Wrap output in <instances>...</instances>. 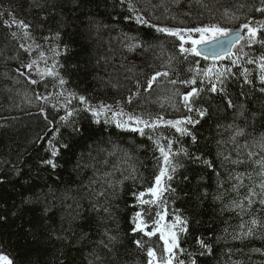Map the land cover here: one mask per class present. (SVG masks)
<instances>
[{
    "label": "trees",
    "instance_id": "16d2710c",
    "mask_svg": "<svg viewBox=\"0 0 264 264\" xmlns=\"http://www.w3.org/2000/svg\"><path fill=\"white\" fill-rule=\"evenodd\" d=\"M36 2L37 0H0V12L14 11L18 19H24L33 25L32 38L48 57L47 62L39 61L41 69L52 64L49 49L56 48L59 51L60 55L55 57L58 62L55 70L66 80V84L60 86L58 79L52 76L41 80L35 69L29 74L38 81L36 84H31L25 76H21L16 69L28 72L21 65L38 59L39 51L34 48L32 55H29L21 50L19 43L23 41L11 36V32L16 31L19 37V30L15 26L8 28L3 24L7 15L0 18V208L7 209L9 213L7 223L0 224V252L7 255L14 264H61V261H66L67 264H88V253L96 247V242L106 239L102 234L108 229L117 237L119 264H147L146 248H137L133 241H145L147 246L156 249L158 256L163 253V242L158 233L149 238L143 233L133 234L131 229L134 226V213L141 210L133 193L152 186L158 172L156 157L159 152L148 138L149 135L178 141L174 142L173 150L181 145L193 152L199 148L205 158L212 160L216 159L217 140L226 139L229 135L223 129L218 130L217 125L234 123L244 128L246 136L239 138L241 144L245 140L251 142L258 139L264 135V94L258 91L262 85L257 78L256 65L242 61V66L249 69L253 80L252 84L243 85V78L239 75L241 66H232L229 60L220 62L233 67L234 75L225 81V87L237 108L226 109L220 95L205 94L206 99L211 98V111L209 116L195 126L197 145H192L190 137H181L171 127L145 129L146 135L141 136L130 128H117L115 122L106 123V120H112L111 113L107 117L101 116L100 123H94L91 114L84 111H79L71 118L84 129L83 135L71 136L70 127L57 123L59 117L65 114L58 101L63 103L69 92H75L88 97L93 105H112L113 110H119V101L124 112L144 119L163 116L166 120H175L184 115L195 116V113L187 112L178 96H173L176 89L183 93L192 86L169 85L167 79H189L194 74L188 69L195 68L196 61H199L201 68L207 67L210 62L192 55L185 59L179 53L178 38L158 33L155 29L138 24L134 18L126 17L141 14L159 26L194 27L209 22H225L222 13L226 8L234 9L239 3L259 6V0H130L138 10L137 13L129 11V0H124L123 3L121 0H80L81 7L75 11L72 10V5L63 9L58 7L55 11L50 6L41 10L33 6ZM202 4H207L211 11ZM252 15L256 19L261 18L259 13ZM243 21L244 16H241L239 21L231 22L228 26L235 27ZM57 30L61 32V36L54 39ZM44 37L49 39L46 41ZM65 45L68 46L67 51L64 50ZM185 46L191 45L189 43ZM162 49L165 55L160 54ZM244 51L255 57L264 53V48L257 44L252 48L245 47ZM169 55L175 57L171 64L167 63ZM155 71H168L170 76L160 78L146 92L144 89L147 88V79ZM136 81L140 82V94L129 104V94L137 91ZM196 86H200L199 79ZM204 86H208L207 80ZM241 92L246 95H241ZM37 93H52L53 97L48 103H44L35 100ZM57 93H63V96L57 97ZM169 96H173L171 102L166 99ZM173 103L176 107L172 106ZM53 104H57V107H53ZM241 105L245 109L243 117L238 115ZM217 106L219 111L216 110ZM41 107L45 109L43 114L40 112ZM82 107L77 99H73L69 105V108ZM45 115L47 120L53 121L52 125L45 120ZM57 126L61 128V140L68 141L71 148L62 154L60 163L63 166L53 172L39 164L40 159L47 156V140L38 138L46 133L50 138L49 130ZM161 143L166 141L161 139ZM81 157L83 163L87 164L94 163L91 157H96L99 161L107 159L108 165L102 167L101 171L110 170L112 164H120V171L114 175L113 180H122L123 183L117 184L114 193H111V218H106L103 222L91 212L89 200L84 195L86 190L83 186L92 177L93 169H75ZM178 159L185 163V168L180 169L176 179L171 182L177 191L175 194L165 193L163 199L168 212L165 223L172 221L177 209L191 221L190 231L180 234L181 247L187 251H198L195 237L204 236L213 243L215 255L200 257L198 264H231L227 255L229 250L232 251V260H239L241 264H264V255L252 251L257 248L264 250V226L258 228L253 237L233 240L232 235L241 232V224L245 225L243 230H247L250 215L222 213L220 203L213 200L216 192L214 173L201 165H191L183 157ZM96 166L100 167L99 164ZM133 168L136 170L135 174L142 179H124L132 173ZM183 175H188L190 182L183 181ZM201 176L205 179L199 182ZM198 182V191L202 192L206 188L208 192V197L202 204L193 199ZM40 191L51 194L46 200L41 197L39 203H22L26 197ZM65 193L76 197V200H65ZM150 198L149 195L145 196V199ZM77 202L80 204L79 209L76 208ZM45 203L50 207L48 228H55L57 234L70 237L71 245L67 241L49 240L48 232L44 229H39L36 238L28 231L30 227L35 229L37 225L44 223L39 218ZM164 208L165 204H160L159 208L144 206L145 218L149 215L152 217L147 219L150 226L156 218L155 212L163 211ZM18 209H21L18 215L11 216ZM252 215L259 216L264 222V212L256 211ZM62 229L68 231L63 232ZM85 234L86 238L81 240ZM178 255L182 259L187 258L185 254Z\"/></svg>",
    "mask_w": 264,
    "mask_h": 264
},
{
    "label": "snow or ice",
    "instance_id": "6c2138e0",
    "mask_svg": "<svg viewBox=\"0 0 264 264\" xmlns=\"http://www.w3.org/2000/svg\"><path fill=\"white\" fill-rule=\"evenodd\" d=\"M124 0H121L123 3ZM72 5V10L75 11L81 7L80 0H37L33 5L34 7L44 9L46 6H50L54 11L56 8H61ZM202 6L211 11L207 4ZM130 12L137 13L138 10L130 2L128 3ZM246 10V11H242ZM240 13V14H237ZM253 13H259L261 18L256 19ZM7 15L8 18L3 20V24L12 28L15 26L19 30L20 36L16 31L11 32V36L16 39L19 38V48L24 52L32 55L33 49L39 51L38 59H32L28 63L21 65V68L27 69L28 72L16 69L21 76H25L31 84H36L38 81L32 79L29 74L35 69L36 74L43 80L46 76H52L58 79L60 86L66 84V80L60 76L59 72L55 69L58 66V62L55 57L60 53L56 48H51L49 51L52 56V64L50 67H44L41 69L39 61L47 62L48 57L43 50H40V45L36 44L32 38L31 28L32 24L26 22L24 19H18L14 14V11L0 12V18ZM241 16H244V21L239 23L238 26L230 27L229 23L239 21ZM223 21L209 22L207 24H201L194 27H167L159 26L151 23L149 19H146L144 15L135 14L134 17H126V19L134 18L135 21L149 28L155 29L158 33L166 34L170 37H176L179 40V53L184 56L185 59L189 55L195 57H202L203 60L209 61L207 67L201 68L199 61H196L195 68H189L188 71L194 75L189 79H167V84L177 85L183 84L186 86H192L190 90H186L181 93L179 89H176L173 96H178L182 103V106L188 113H195L193 115H184L175 120H166L163 116H157L151 119H144L141 116L133 115L131 113L124 112L120 107V102L117 101V108L119 110H113V106L109 104L100 103L99 105H93L88 97L84 95H78L75 92H69L68 96L64 98L63 103L58 101L59 107L65 110V114L59 117V125L70 127L71 136H82L84 129L77 124V122L71 118L75 117L79 111L88 112L91 114L94 123H100V117H107L108 113H111L112 120H106V123L115 122L117 128L131 129L134 132H139L141 136L146 135L145 129L155 130L161 126L174 128L181 137H190L192 145L198 144V137L195 134V126L201 123L205 117L210 115L211 111V98L206 99L205 94L220 95L224 102L226 109L236 110L237 105L231 98L225 87V81L231 78L233 73V67L223 65L220 62L223 60H229L232 66H241L242 70L239 75L243 78V85H250L253 80L250 78L249 69L242 66V61L247 64H254L258 69L257 78L261 82V87L258 91L264 94V53L258 56H251L244 51L245 47L252 48L254 45H260L264 48V0H259V6L252 3H239L234 9H225L222 13ZM46 19V18H45ZM195 34V35H194ZM61 32L59 30L54 34V39H59ZM47 41L49 38L44 37ZM28 41H32L29 43ZM190 43V47H186V44ZM64 50H68V46H64ZM161 55H165L163 49ZM175 59L174 56L169 55L167 63ZM131 71V69H129ZM170 73L168 71H155L147 79V88L144 90L147 92L153 88L154 84H157L160 78H168ZM199 79L200 86L197 85ZM205 80L208 81V86H204ZM136 92H131L127 98V103L131 104L133 98L138 96L140 89V82L136 81ZM241 95L246 93L241 92ZM57 97L63 96V93H57ZM173 96L166 97L168 101H172ZM53 97L52 93L47 95L35 94L36 101H43L48 103ZM73 99H77L83 107L81 109L69 108ZM199 105V106H198ZM207 105V106H205ZM173 107L176 105L173 103ZM53 107H57V104H53ZM178 110V109H177ZM219 111V106H217ZM40 112L43 114L45 109L40 108ZM239 116H245V109L243 105L240 106L238 112ZM45 120L47 116L45 115ZM49 125L53 124V121L47 120ZM133 125H135L133 127ZM191 126V127H190ZM218 130L223 129L228 132L229 135L226 139L217 140V153L216 159H207L202 150L197 148L195 152L190 151L189 148L181 145L178 149L173 150V139L167 137H156L149 135V139L153 141L156 150L159 152V156L156 157L158 162V172L154 177V183L152 186L146 188L139 193H133L137 200L138 206L141 210L134 213L132 218L133 227L131 232L133 234L143 233L146 237H153L157 233L159 239L163 242V253L158 256L157 251L152 246H147L145 241L136 239L133 244L137 248H146V255L148 257L147 264H198L199 258L215 255V248L213 243H210L204 236H196L195 243L198 245V251H187L181 247L180 234H187L190 231L191 221L188 217L183 216L177 209L176 214L173 216L172 221L165 223V217L168 215L166 202L163 199L165 193L175 194L177 189L172 187V181L176 179V174L180 169L185 168V163L182 162L179 157H183L191 165H201L206 169H210L216 177V192L213 195V200L218 201L221 205V212H237V214H249L250 219L248 221L247 230H243L245 225L241 224V232L239 234H233V240H243L255 236L256 231L261 226H264L261 218L257 215H252L253 212H264V135H261L258 139H253L251 142L245 140L243 144L239 142V138L246 136L244 128L232 123L228 125H217ZM51 137L49 138L46 133L44 136H40L39 140H47V156L41 158L39 161L40 166L51 169L53 172L63 165L60 163L63 152L70 150L71 144L66 140H61V128L57 126L55 129H50ZM161 139H164L166 143H161ZM200 153V154H197ZM112 155V153H109ZM94 163H83V157L75 165V169L79 171L81 168L91 167L93 169V175L88 180L85 188V196L89 200L90 210L101 218L103 222L106 218H111V204L110 196L114 193L116 185L122 184L123 181H114V175L120 171V164L115 163L111 165V169L108 171H101L102 167H107L108 160H97L96 157H91ZM99 164L100 167L96 165ZM243 169V170H241ZM136 170L133 168L132 173L124 179H142L141 176L135 174ZM205 178L199 177V182H202ZM182 180L190 182L188 175H183ZM199 182L197 184V192L193 196V199L199 201L201 204L208 197L207 189L204 191H198ZM49 193L43 191L35 192L31 197H26L23 200L24 205H31L39 203L41 197L45 200ZM149 195L150 199H145V196ZM186 195H188L186 193ZM229 197H232L229 199ZM84 197H81L83 199ZM64 199L76 200V197H70L67 193L64 194ZM227 201V202H225ZM160 204H165L163 211L157 210L155 212V219L152 220L151 226L148 224L147 219H152L149 215L145 218L144 206H156L159 208ZM257 205L259 208L257 209ZM71 207V205H68ZM76 208H80L79 202L76 203ZM21 209L16 212H12L11 216L15 217ZM50 207L45 203V207L41 213L40 220L44 221L43 224H39L36 228L30 227L28 231L34 238L39 235V229L47 230L48 239L67 241L71 245V238L67 235L57 234L55 228H48L47 219ZM79 213H77L78 215ZM103 214V215H101ZM71 215V213H69ZM9 213L7 209L0 208V224L7 223ZM75 217H73L74 219ZM151 227V230H148ZM63 232H67V229H62ZM227 233V228L224 229ZM103 237L96 242V247L88 253V264H119V253L116 251L117 237L112 235L110 230L105 229ZM86 238L81 237V240ZM239 251V250H238ZM253 252L261 253L264 255L262 249H252ZM185 254L186 259L180 258L178 255ZM63 254V253H62ZM228 260L231 264H241L239 260H232V251L229 250ZM0 264H14V262L3 252H0ZM61 264H67L66 261H61Z\"/></svg>",
    "mask_w": 264,
    "mask_h": 264
}]
</instances>
